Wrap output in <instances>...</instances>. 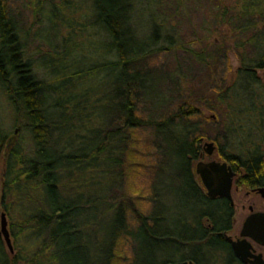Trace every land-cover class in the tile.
<instances>
[{"label": "trees", "instance_id": "trees-1", "mask_svg": "<svg viewBox=\"0 0 264 264\" xmlns=\"http://www.w3.org/2000/svg\"><path fill=\"white\" fill-rule=\"evenodd\" d=\"M9 1L0 0V89L5 92L8 102L18 114L17 122L24 123L30 131L35 149L34 154L24 157L8 142L9 134L0 127V220L2 213L9 219L8 229L14 250L10 253L7 249L0 230V264H113L116 256L118 257L116 253L118 243L126 237L130 238L133 247L129 264H148L139 262V255L142 254L139 244L144 239L139 234L142 232L146 233L147 240L154 244L160 242L164 248H170L168 254L156 264L171 263L176 258L175 250L178 245L176 241L205 238L207 244L204 247L195 245L192 251L194 250L196 254L200 253L199 251H211L213 257L217 256L214 252L220 249L229 260L231 254L225 247L226 243L220 232L223 224L227 222L230 211L227 209L230 208L218 200H210L208 204L199 203L201 200L197 194L201 190L194 179L191 161L202 159L200 155L203 152H200L201 147L198 145L202 135L199 127L192 123H196L193 119L194 114L200 113V106H204V102H208L209 105L225 102L230 114H234L232 104L236 103L237 96L244 90L249 99L246 100L247 104L237 105L235 113L239 115L240 112L249 113L256 110L255 97L264 96L261 93L256 95V90L264 88V84H261L260 78L256 75L258 70L264 69V0H240L239 6L233 9L234 12L222 6L219 0H213L216 15L224 20L230 29L232 35L230 38L236 44L234 45L240 60V66L229 86L224 83L225 77L222 78L221 74L213 71L223 55L224 46L199 38L194 42L199 48L195 53L188 41L187 45L178 47L179 43L176 44L178 40L175 36L168 31L163 32L164 23L162 25L153 23L154 25L148 29L149 33L141 34L135 31L132 27L135 21L133 11L135 2L131 0H84L89 8L88 25L96 29L95 35L98 37L97 41H93L96 45L94 51L101 53L103 51L107 55V58L102 59L94 56L97 59L93 68L97 74L95 77L102 74L103 77L110 76L112 81L106 83L109 86L105 89L103 98H100L93 111L89 112L91 117L101 114L96 119L99 127L86 132L91 136L88 138L90 146L78 147L76 151L69 150L65 153L58 150L54 154L49 152L51 130L59 140L84 138V135L72 136L81 115L73 107L78 103L74 101L76 93L69 91L81 82V77L78 73H73L74 75L68 73L60 79L58 87L55 84L50 87L45 79L36 77L33 72L34 61L25 49L27 41L32 42L33 37L30 31L18 27ZM184 1L186 0H175L180 6ZM150 4L149 0L138 2V5H141V10H136L138 17L146 18V10ZM60 6L62 9L68 6L67 10L75 11L74 3L64 5L62 2ZM177 8L178 11H182L183 6ZM148 15L150 18L148 20L153 22L152 13ZM130 20H134L131 26ZM70 21L72 20L69 19L67 22L65 20L72 28L76 24ZM176 48L182 49V52L192 53L197 65L203 67L207 77L209 76L205 92L211 93L210 97L215 98L205 101L203 95H195L192 86L187 89L185 85H188L191 76L186 70V63L176 59L174 67L168 69L167 75L161 76L163 80L169 81L175 99L162 104L164 110L159 115L146 114L144 102L149 101L154 107L160 106L161 101L157 105L154 102L159 98L155 83L150 82L151 78H155L150 72L154 67L143 63ZM48 54L53 59L62 58L61 52L58 53L56 50ZM40 67L47 69L42 63ZM199 69L196 67V70ZM157 78L160 79V75ZM182 78H186L187 82L182 81ZM62 82L67 87L64 103L60 98ZM46 88L50 92L53 91L54 97V102L49 107L42 104ZM146 94L151 96L148 101L146 99L144 101L142 97ZM49 108L64 110L66 131L62 130L63 119L59 114H55L56 121H49L46 113ZM71 113H74L72 120L69 118ZM89 113L85 116L88 126L91 118ZM175 121L181 123L177 134L173 133L175 132L173 127L171 129ZM104 123L105 128L102 127ZM143 128L153 129L154 133H160L163 140L172 141L173 145L169 148L172 151L171 170H174V173L169 175L178 180V191L182 195L185 207L184 214L171 223V228L166 226L164 228L166 230L161 228L165 220L158 210L161 199L155 194L160 175L151 183L147 213L146 210L140 213L139 203L136 202L138 196L126 194L120 183L125 157L135 163L133 138L135 132ZM169 129L171 130L168 131ZM242 134L247 138L252 136V132ZM129 148L131 151L127 155ZM259 150L258 147L254 148L246 158L223 152L221 154L228 161L239 160L250 176H259V179L253 178L254 180L246 183L248 186H255L264 182L258 173L263 168L261 161L264 159V153ZM110 151H113V154ZM81 164L87 167L95 166L102 177L92 180L86 192L79 188L69 194L73 187L67 176L69 166L73 168ZM59 168L63 169L62 179L65 180L61 189L58 186ZM65 171L68 173L65 174ZM114 171L118 173V182L114 178ZM16 205L24 208V214L22 217L20 215L21 218L19 217V221L15 223L14 218L12 219V210ZM137 208L139 215L135 213ZM206 210L210 216L211 226L204 228L198 220L199 213ZM86 212L89 214H84ZM128 213L136 215L135 225L131 226L128 223ZM189 216L194 219V226L183 223L184 218L186 220ZM98 218H102L106 226H101L98 236L90 239L84 230L89 226H98L96 222ZM29 232L33 242L31 247L20 242V238Z\"/></svg>", "mask_w": 264, "mask_h": 264}, {"label": "rangeland", "instance_id": "rangeland-1", "mask_svg": "<svg viewBox=\"0 0 264 264\" xmlns=\"http://www.w3.org/2000/svg\"><path fill=\"white\" fill-rule=\"evenodd\" d=\"M10 1L9 3L12 5L11 12H14L13 17H16L18 27L20 26L27 31H30L29 33L33 37L32 42L27 41L25 49L34 61L33 72L36 77L41 78L42 80L45 79L46 83L50 87L53 84L58 87L60 79L64 78L68 73L70 75L71 73H78L79 77H81V82H78V84L72 87L69 91L76 93V99L74 101H78V103H76V106L73 107L76 108L78 114L81 115L80 122H76L77 124L72 136L79 137L84 135V138H75L70 141L67 138L59 140L58 136L53 134L51 130L49 141L50 154L57 153L58 150H63L65 153L69 150L76 151L75 149L78 147H89V139L91 136L88 135L89 132H86L89 129L92 130L99 127V123L96 119L99 115H101L98 114V116L94 115L91 117L89 112H92L94 107H96L97 101L100 98H103L105 89L109 86L106 83H110L112 78L110 76L103 77L102 74L99 77H95L97 74H95L93 68L96 66L97 59H95L94 56L102 59L105 57L107 58V55L103 51L102 53L94 51L96 49V45L93 41H97L98 37L95 35L96 29L89 27L88 25L90 23L87 16L89 12L88 4L85 3L84 0ZM139 1L140 0H131V2H135L133 10L135 21L130 20L129 23L131 26L134 21V25L132 27L135 31L141 34L147 32L149 33L148 29L151 28L153 23L155 25H162L164 23L165 30L163 32L168 31V33L170 32L173 34L175 39L178 40L176 42V44L179 43L178 47L187 45L186 43L188 41L190 43V47H192V51L196 53L199 48L194 42L199 38L206 42L213 41L218 45L224 46V49L222 50L223 55L220 57L216 65V69H213V71H215L218 75L221 74L222 78L225 77L224 83L226 86L231 84L233 77L240 66V60L237 55L238 50L235 48V42L231 41L230 37L232 35L230 34V29L227 28L224 20L216 15L217 10L214 8L213 0H186L182 5V11H178L177 6H182L177 5L175 0H149L151 4L146 10V18H143L142 16L138 17L136 14L138 12L136 11L137 9L141 10V5H138ZM62 2L64 5H73L74 3L75 11L72 9L67 10L68 6L62 9V6H60V3ZM219 2L222 6H225L226 9H231L233 12V9L240 4V0H219ZM149 13H152L153 15V22L149 21ZM69 19L72 20L70 21L72 24H76L72 28L66 24ZM77 27L80 29H77ZM233 38L238 39L236 37ZM29 41H31V38ZM53 50H56L58 53L61 52V60L59 58L53 59L52 56L48 54ZM239 51L243 52L242 49H239ZM41 55L42 57H40ZM176 59H181L184 63H186V70L191 76H189L190 79L188 82L186 78H182V81H186L188 84L185 85L187 89L192 86L191 89H194V92L196 93L195 95H203L206 99L205 101L210 100V98L214 100L215 97H210L211 93L205 92V87L209 84L207 81L209 76L207 77L203 67L197 65L192 53L182 52V49L179 50L176 48L172 51L166 52L165 55L161 54L157 55V57L154 56L147 62L143 63L147 66L154 67L150 72L155 75V78H151L150 82L153 84L155 83V89H157V93L159 94V98L157 97L158 100H154V102L157 105V103L161 101L160 106L153 107L148 101L151 96L149 97L148 94L145 96L142 95L144 101L145 99H148V102H144V111L146 114L151 116L159 115L164 110L161 105L169 100L172 101L175 99L172 87L169 86V81L163 80L161 76L164 74L167 75L168 69H172L174 67ZM41 63L44 64L47 69L40 67ZM196 67L200 69L196 70ZM88 75L92 77L89 78ZM158 75H160V79L157 78ZM256 75L260 78L261 84H264V69L258 70ZM191 78L192 82L190 83ZM66 88V85L62 82V94L60 98L63 103L65 100V94L67 93ZM153 90L154 89H152V91ZM45 91V96L42 98L44 99L42 104L43 106L49 107L51 103L54 102L52 94L53 91L50 92L47 88ZM256 91V95L258 93L264 95V88L260 91ZM247 99L249 98L246 95L245 90L241 91V95L237 96V101H235L236 103L232 104L234 114H230L227 105L222 101L219 102L220 104L212 103V105H209L208 102H204L206 106L201 105L200 113L196 115L194 114L193 119L196 123L192 124L199 127L198 129L201 130L200 134L202 135L198 141V145L201 147L200 152H204L202 146L205 145V143L211 142L215 146V151L212 155H206L204 153L202 158L204 161H222L220 157L221 150L223 153L230 155L235 154L243 158L250 155V152L257 147L260 148V152L264 153V138H262V135H264V96L255 97L254 104L256 106V110L253 112H240L239 115L235 113L237 105L240 104L242 106V104H247ZM46 113L49 117L48 119H50L49 121H56L54 120L55 114H59L63 119L62 130L63 132L66 131V123L64 121L66 116L63 109L54 110L49 108ZM87 113H89V118L91 117L89 120V126L87 120L85 119ZM17 118L18 114L8 102L5 92L0 89V127H2L6 134H9L8 142L9 139L11 140V135L15 130V124L18 121ZM69 118L72 120L74 118V113H71ZM20 124L22 125V128L19 129L16 134L14 132L15 138L10 144L16 147L24 157H29L31 154H34L35 149L32 135L25 127L24 123ZM105 125L106 123L102 124V127ZM180 126V121H175L171 125V129L173 127L175 130L173 133L177 134V129H179ZM248 132H252V136L250 138H247L245 134H242ZM87 135L89 137H87ZM63 136H65L64 133ZM171 144L172 141L163 140L161 134L154 133L153 129L143 128L137 130L134 134L132 143V150L134 151L133 159L135 163L133 164L129 158L125 157L122 166L123 175L120 176L122 178L120 183L123 185V191L126 194L129 193V195L138 196V198H135L138 199L136 202L139 203L140 213H144L145 210V213H147L149 210V201L147 198L151 195V183L160 175L155 194H158L161 199L158 210L165 220L164 225L161 227L163 230H166L164 229L166 226L171 228V223H174L178 216L184 214L183 210L185 207L182 203V195L178 191V180L171 178L169 175L170 173H174V170H171V166L173 165V160L171 159L172 151H170L171 149L169 148L170 146H173ZM164 145L167 149H165ZM130 151L131 149L129 148L127 155H129ZM110 153L113 154V151H110ZM115 153L117 154L116 151ZM198 160L199 159H195L191 161V170L194 174L195 180L198 179V176L195 173V165ZM68 172L65 171V174L68 173L67 176H69V180L73 184L72 191L69 192V194L74 193L73 191L79 188H81L83 192H86L92 180H97L102 177V174L98 173L99 170L95 168V166L87 167L85 164L75 165L73 168L69 166ZM114 173V178L118 182V173L117 171H114ZM58 175L60 176L58 186L59 189H61L63 188L65 182V180L63 181L62 179V176H64L63 169L59 168ZM236 179L237 178L234 179V183L236 182ZM111 182H113V179ZM236 185L237 183H235L233 187ZM240 187H243L240 188V191H243L245 188L244 186ZM232 190L234 191V188ZM67 197H69V195H67ZM139 197L141 198L139 199ZM238 210H240V207ZM12 211V219L14 218V222L16 223L19 221L20 215L22 217L24 214V208L16 205ZM137 211L138 208L136 209V214ZM87 213L88 212L84 214ZM127 217L128 223L131 224V226L133 224L135 225L136 215L128 213ZM96 222L98 223V226H89L84 230V233H87L89 235L88 238L90 239H93L94 236H98L97 234H99L101 226H106L102 218H98ZM139 235L144 238L142 243L139 244L142 248V254L139 255V262L143 261L148 264H156L163 259L165 254H168L167 252L170 250L169 247L164 248L160 242H156V244H154L152 241L147 240L146 233L144 234L142 232ZM31 239L32 238L30 237L29 232L23 235V237L20 238L21 241H19L27 245V247H31V245H33ZM132 250L133 247L132 242H130V238H122L116 249L118 257L116 256L113 264H129L132 257ZM166 264L170 263L167 262Z\"/></svg>", "mask_w": 264, "mask_h": 264}, {"label": "flooded vegetation", "instance_id": "flooded-vegetation-1", "mask_svg": "<svg viewBox=\"0 0 264 264\" xmlns=\"http://www.w3.org/2000/svg\"><path fill=\"white\" fill-rule=\"evenodd\" d=\"M15 130L13 131L11 135V140L9 143L12 142V140L15 138L16 132L22 128V125L18 122L15 124ZM15 132V134H14ZM203 153L200 155L201 158H203L204 153L206 155H212L215 151L214 150L211 154H207V152L204 149L203 145ZM220 151V150H219ZM222 152V150H221ZM239 156V155H238ZM222 161L220 162H226L228 166L231 167V169L235 172L232 180V187H231V198L227 197H214L211 198L207 194V190L205 186L203 185L199 175L198 179L195 180L196 184L198 185L199 189L201 190L199 195V203L202 204H208L210 200H218L219 202L226 203L230 209L229 211V217L227 218V222L223 224L221 227L222 231L220 234L223 236V241L226 243V248L228 249V252L231 254L230 259L228 260L225 258V253L222 252L220 249L216 252L217 256L211 257V251H199L200 253H195L194 250L192 251V248L195 245H199L204 247L207 244V239H199V240H186V241H176V258L170 263V264H179L181 262H186L188 264H254V260L259 259L261 260L262 264H264V243L259 242L258 240H255L251 237H244L241 236V231L244 225V222L246 219L254 213H263L264 214V197L261 192H259V188H264V182L262 184H257L255 186H248L246 183L254 180L253 178L259 179V176H250L249 172L245 169V166L242 165L239 160H233L228 161L225 159V157L221 154L220 155ZM241 158V156H239ZM203 160V159H202ZM207 161H213V160H207ZM219 161V160H215ZM263 164V168H261L260 172H258L261 175V180H264V159L261 161ZM248 172V173H247ZM259 177V178H258ZM236 179L237 185L233 187L234 179ZM195 179V178H194ZM258 181V180H257ZM239 183V184H238ZM240 186H244V190L240 191ZM234 188V191L232 190ZM240 207V210L238 208ZM201 210V209H200ZM208 210L202 211L199 213V220L202 227H210V216L207 215ZM189 216L184 222L185 224H190L194 226V219ZM246 239L250 243V250L252 256L248 257V260L243 262L241 261L235 254L232 248V241L242 240ZM216 245H220L217 242H212Z\"/></svg>", "mask_w": 264, "mask_h": 264}, {"label": "water", "instance_id": "water-1", "mask_svg": "<svg viewBox=\"0 0 264 264\" xmlns=\"http://www.w3.org/2000/svg\"><path fill=\"white\" fill-rule=\"evenodd\" d=\"M205 151L211 154L214 150L213 143H205ZM195 171L199 175L203 185L207 190L209 197H227L231 198V187L234 172L226 162L218 161H202L196 163ZM259 192L264 197V188H259ZM0 230L5 241L7 249L13 253L12 239L10 237L7 218L4 213L1 214ZM241 236L251 237L259 242L264 243V214L254 213L251 214L244 222ZM232 248L234 254L243 262L252 256L249 252L250 243L244 238L242 240L232 241ZM261 260H254V264H262ZM179 264H188L181 262ZM193 264V263H190Z\"/></svg>", "mask_w": 264, "mask_h": 264}, {"label": "bare ground", "instance_id": "bare-ground-1", "mask_svg": "<svg viewBox=\"0 0 264 264\" xmlns=\"http://www.w3.org/2000/svg\"><path fill=\"white\" fill-rule=\"evenodd\" d=\"M234 172V171H233ZM234 174H235V172H234Z\"/></svg>", "mask_w": 264, "mask_h": 264}]
</instances>
